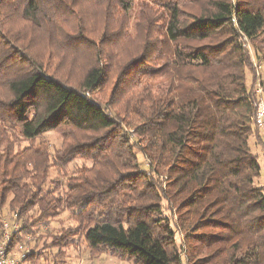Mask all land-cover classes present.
I'll return each mask as SVG.
<instances>
[{"label": "trees", "instance_id": "obj_1", "mask_svg": "<svg viewBox=\"0 0 264 264\" xmlns=\"http://www.w3.org/2000/svg\"><path fill=\"white\" fill-rule=\"evenodd\" d=\"M146 2L145 28L125 41L117 10L132 16L135 0H0V228L7 207L12 249L66 211L60 237L80 234L94 253L264 264L249 144L264 151V38L257 64L246 46L264 34V0Z\"/></svg>", "mask_w": 264, "mask_h": 264}, {"label": "rangeland", "instance_id": "obj_2", "mask_svg": "<svg viewBox=\"0 0 264 264\" xmlns=\"http://www.w3.org/2000/svg\"><path fill=\"white\" fill-rule=\"evenodd\" d=\"M135 2L136 6L132 16H129L125 10H117V14L123 24L122 34L126 37L125 41L131 39V34L136 27V29L145 28L148 4L146 0H135ZM263 38L264 34H261L253 40L246 41L247 49L255 64H257L258 61L254 56V49L255 47L262 46ZM35 47L36 49H39L40 45L35 43ZM256 72L259 73L257 75L258 79L256 81L257 88L258 82L261 80L264 82V71L262 67L258 66L256 68ZM46 139L50 140L56 145L59 144V140L53 132L48 133L46 135ZM249 144L253 151L260 152V147L254 145L253 138L249 139ZM259 163L261 167V174L260 177L255 180V184L261 187L264 185V163L262 161V157L259 158ZM80 164L81 160L73 161L69 165L67 173H71L73 169H76V167L80 166ZM159 180L162 181L161 178H159ZM162 203L164 204V214L171 218L170 212L165 209V201H162ZM3 222H7L9 226H11L13 223H16L12 220V214L8 211L7 207H5L3 210L2 226ZM72 225L73 222L70 219L69 213L66 211L60 213L56 217L51 218L50 221H46L41 225H31L27 228V230L21 231L18 241L13 244L11 251L15 255H19L23 252L34 253L32 258L34 262H25L23 264H136L132 260L113 256L106 251L102 254L98 252H91L89 248H87L86 243L80 234L72 238L60 237V234H62L61 230H70L68 227ZM2 231L3 228L1 227L0 239L2 238ZM176 236L178 242H181L182 235L177 234Z\"/></svg>", "mask_w": 264, "mask_h": 264}, {"label": "built area", "instance_id": "obj_3", "mask_svg": "<svg viewBox=\"0 0 264 264\" xmlns=\"http://www.w3.org/2000/svg\"><path fill=\"white\" fill-rule=\"evenodd\" d=\"M258 94L256 110L254 114V123L261 135V141L264 147V90L258 85L256 88ZM264 157V151H263ZM264 191V185L262 186ZM2 238L0 239V264H19V261L25 257L26 252L19 255L12 253L10 243L12 237L18 232L19 226L13 223L11 226L7 222H3Z\"/></svg>", "mask_w": 264, "mask_h": 264}, {"label": "crops", "instance_id": "obj_4", "mask_svg": "<svg viewBox=\"0 0 264 264\" xmlns=\"http://www.w3.org/2000/svg\"><path fill=\"white\" fill-rule=\"evenodd\" d=\"M260 157H262V161L264 163V157H263V151H262V148H260Z\"/></svg>", "mask_w": 264, "mask_h": 264}]
</instances>
